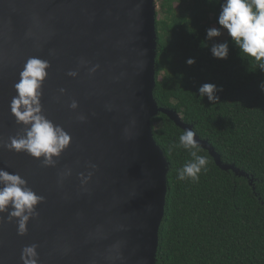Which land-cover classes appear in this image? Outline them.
Returning a JSON list of instances; mask_svg holds the SVG:
<instances>
[{"label": "water", "instance_id": "1", "mask_svg": "<svg viewBox=\"0 0 264 264\" xmlns=\"http://www.w3.org/2000/svg\"><path fill=\"white\" fill-rule=\"evenodd\" d=\"M33 56L50 63L43 112L72 142L56 167L0 148V168L45 198L26 235L15 222H0V264H22V249L32 244L38 264H157L170 164L153 120L164 114L183 131L194 127L155 99L156 0H0V144L22 130L10 103ZM195 138L221 170L253 184Z\"/></svg>", "mask_w": 264, "mask_h": 264}, {"label": "trees", "instance_id": "2", "mask_svg": "<svg viewBox=\"0 0 264 264\" xmlns=\"http://www.w3.org/2000/svg\"><path fill=\"white\" fill-rule=\"evenodd\" d=\"M159 2L154 94L159 107L179 113L224 163L244 171L253 184L221 170L202 148L207 170L198 181L178 180V170L191 159L183 148L171 147L183 130L164 114L155 118V141L170 164L157 264H264V71L253 67L229 36L226 60L212 56L215 38L202 47L207 29L221 27L222 2ZM188 58L196 63L189 66ZM204 83L222 89L219 101L200 97Z\"/></svg>", "mask_w": 264, "mask_h": 264}, {"label": "clouds", "instance_id": "3", "mask_svg": "<svg viewBox=\"0 0 264 264\" xmlns=\"http://www.w3.org/2000/svg\"><path fill=\"white\" fill-rule=\"evenodd\" d=\"M212 2V0H210ZM221 26L207 29V39L202 42V47H207V41L221 37V28L227 31L236 47L244 57L249 58L253 67L264 71V0H223L218 17ZM212 56L219 60H226L229 56V44L227 41L214 43L211 46ZM186 63L192 66L195 59L188 58ZM99 65L92 67L90 72H95ZM50 63L39 57L28 58L20 71L19 80L14 88L16 95L12 97L10 111L17 125L22 126L21 132L10 136L8 140L0 144V148L17 153H24L41 162L44 167H56L57 160L70 147L72 138L60 125L55 124L43 112L41 102L43 84L48 77ZM70 77H76V71H69ZM264 91V83L260 85ZM199 95L203 99L207 97L210 103L219 101L216 95L218 89L215 84L204 83L199 87ZM61 94L66 92L60 89ZM72 110L78 108V102L72 101ZM78 119L83 121L84 116ZM196 133L192 129H185L179 136V142L171 147L183 148L191 159L178 170L177 179L180 181H198L202 171L207 170L208 158L200 154V147L195 138ZM91 167L95 168V165ZM70 170L62 176L70 175ZM88 177L81 174L82 183H87ZM45 198L38 195L28 182L18 173H10L0 168V222H15L18 235H26L29 222L35 219L39 212L37 208ZM38 245H27L22 249V264H38Z\"/></svg>", "mask_w": 264, "mask_h": 264}, {"label": "rangeland", "instance_id": "4", "mask_svg": "<svg viewBox=\"0 0 264 264\" xmlns=\"http://www.w3.org/2000/svg\"><path fill=\"white\" fill-rule=\"evenodd\" d=\"M156 6H157V13H161V6H160V2L159 0H156ZM181 12V10H180ZM163 16L162 14L160 15V17ZM223 32V35L221 37L215 38L216 42H223L228 38V35L226 33V31L221 30Z\"/></svg>", "mask_w": 264, "mask_h": 264}]
</instances>
